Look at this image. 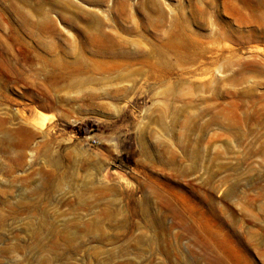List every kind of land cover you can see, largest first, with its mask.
<instances>
[{"label": "rangeland", "instance_id": "obj_1", "mask_svg": "<svg viewBox=\"0 0 264 264\" xmlns=\"http://www.w3.org/2000/svg\"><path fill=\"white\" fill-rule=\"evenodd\" d=\"M0 264H264V0H0Z\"/></svg>", "mask_w": 264, "mask_h": 264}]
</instances>
